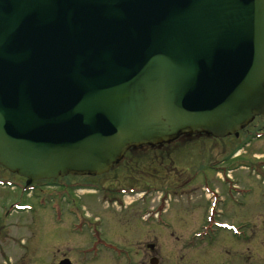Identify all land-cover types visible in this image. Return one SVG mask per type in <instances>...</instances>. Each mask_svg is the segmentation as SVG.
I'll return each mask as SVG.
<instances>
[{
  "label": "water",
  "instance_id": "obj_1",
  "mask_svg": "<svg viewBox=\"0 0 264 264\" xmlns=\"http://www.w3.org/2000/svg\"><path fill=\"white\" fill-rule=\"evenodd\" d=\"M263 113L264 0H0V165L29 182Z\"/></svg>",
  "mask_w": 264,
  "mask_h": 264
},
{
  "label": "flooded vegetation",
  "instance_id": "obj_2",
  "mask_svg": "<svg viewBox=\"0 0 264 264\" xmlns=\"http://www.w3.org/2000/svg\"><path fill=\"white\" fill-rule=\"evenodd\" d=\"M259 129L256 127L251 131H246L243 136L246 138L240 144L239 149L242 150L243 147L246 148L252 143L264 140V123ZM240 134L241 131L239 136ZM239 136L236 135V139H239ZM183 138L185 137L179 139ZM174 150L176 149L162 144L129 146L123 156L109 168L108 174L118 173V170L125 171V166L129 170L132 162L136 168L146 167L145 163H147L148 167L141 173L145 172L149 177L154 176L155 169L151 168L154 160L161 159L160 165H163L164 160H167V156ZM162 151L167 155L160 158L148 155ZM245 162L246 158H242L238 162L239 166L242 167ZM255 162L258 165L252 164L253 167L257 168L264 176V171H262L264 157L258 158ZM0 169L8 174V176H0L1 183H9L10 188H18L21 194L24 193L23 197H28L35 203L42 201L43 209H49L52 214L56 213L60 219L64 218V221L69 220L68 225L62 228L65 230L66 236L69 235L73 239L78 238V242H76V246L72 247L73 256L63 257L58 263L68 260L71 264H159L161 244L168 245L165 243L166 236L176 229V225L167 215L169 195L165 194L163 197L161 195L163 189L173 192L176 187L163 188L161 184L151 185L147 182L149 178L143 182H140V179H135L132 181L139 182L106 186L101 182L104 175L78 174H67L55 180L35 181L27 186V179L17 173L9 172L1 166ZM189 183L181 184V186L190 187ZM215 184L217 186L214 187V191L218 193L212 196L216 200V210L213 212L211 222H208L210 205L207 198L202 197L199 202L202 201L205 213L202 216H197L194 220L195 224L192 222L194 230L183 247L186 250L187 258H189L188 264H193L194 258H197L195 254L197 249L195 248L199 243L195 240L201 237L202 243L204 239L206 243H212V238H210L212 231L225 233L234 240L232 251H229L224 245L222 246L221 255L224 254L222 257L224 262L221 264H264V245L256 244L252 255H250V251L245 252V255L242 253V243L250 239L249 232L253 236L255 232L248 228V222L258 214L257 209L264 210V190H257L242 199L234 181H227L222 175L220 180L216 179ZM6 186L0 185V187ZM232 191L235 193L231 194ZM91 199L97 201L98 204L102 203L104 210H111L117 214L118 219H123L126 225L122 226H125V230L115 221H109V217L90 216L86 211V202L83 203V201ZM13 206L10 204V207ZM191 217L190 214L188 223H190ZM233 218L237 226L236 231L245 229V236L241 237L240 232H238L240 237L237 233L229 232L230 229L226 226L230 222L229 219ZM105 219L108 221L104 222ZM216 223L223 225L224 228L217 229ZM111 227L115 230L119 228L121 232L110 231ZM162 235L164 236L163 242L161 241ZM53 239L59 240L60 235L58 234ZM61 244L62 242L58 241L55 245ZM175 255H177L176 252L173 253V256ZM178 258L180 263L173 260V264H182L185 260L183 255ZM213 258L220 259L218 256ZM217 264L220 263L217 261Z\"/></svg>",
  "mask_w": 264,
  "mask_h": 264
},
{
  "label": "rangeland",
  "instance_id": "obj_3",
  "mask_svg": "<svg viewBox=\"0 0 264 264\" xmlns=\"http://www.w3.org/2000/svg\"><path fill=\"white\" fill-rule=\"evenodd\" d=\"M262 123H264V113L244 126L240 130V136V131L237 132L239 139H236L235 135L221 138L196 135L190 136L189 139L173 142L168 146L176 150L167 156L163 165H160L161 159L154 160V163L151 164V168L155 169L154 176L151 177L145 172L141 173L148 167L147 163H145L146 167L136 168L132 162L129 170L125 166V171L118 170V173L109 174L107 171L101 174L104 175L101 182L106 186L139 182L132 181L135 179H140V182H143L149 178L147 182L151 185L161 184L163 188L176 187L173 192L165 190L161 194L162 197L165 194L169 195L167 215L176 225V229L167 234L165 243L168 245L161 244L159 264H173V260L180 263L178 256L182 255L185 259L182 264H188L189 258H187L186 250L183 247L194 230L193 225L196 222L194 220L197 216H202L205 213L202 201L199 202V200L202 199L204 192L213 194L214 187L217 186L215 184L217 170H225L227 175L230 170V177L235 182L242 199L257 190H264L263 175L257 168L251 166V164L258 165L253 160L264 157V140L252 143L246 148L243 147L242 150L238 146L246 138L243 137L246 131H251L256 127L259 129ZM148 155L160 158L167 154L162 151ZM242 158H246L247 161L243 165L244 167L239 166L238 163ZM139 161L141 160L139 159ZM0 176H8V174L0 169ZM186 183H189L190 187L181 186ZM7 184V187H0V264H58V261L63 257L73 256L72 247L76 246L78 238L73 239L69 235L66 236L65 230L62 228L68 225L69 220L60 219L56 213L52 214L49 209H43L42 201L35 203L32 199L23 197L18 188H10V184ZM234 193V191L231 192V194ZM83 203H85L86 211L90 216L109 217V221H115L125 230V226H122L126 225L125 221L118 219L119 216L111 210H104L102 203L98 204L93 199L83 201ZM10 204L21 207L17 210L11 208ZM257 212L256 219L254 217L248 222V228L255 232L254 236L249 232L250 239L242 243L244 255L249 251L252 255L256 244L264 245V210L257 209ZM7 214L10 215L6 217ZM190 214L192 217L188 223ZM108 220L105 219L104 222ZM229 221L228 226L231 228L226 227L230 229V233H237L238 237L245 236V229L236 231L237 226L234 223V218ZM110 231L121 232L119 228L115 230L112 227ZM238 232H240V236ZM58 234L60 239H53ZM215 236L212 243L208 244L204 241L202 244H198L195 248L197 249L195 252L197 258H194L193 264H217V261L221 264L224 262L222 258L224 254L221 255L222 246L224 245L229 251H232L234 240L225 233H218ZM58 241H61L62 244L55 245ZM161 241H164L163 235ZM195 241L199 242L198 239ZM175 252L177 255L173 256ZM244 255L242 256L244 257ZM217 256L220 259L213 258Z\"/></svg>",
  "mask_w": 264,
  "mask_h": 264
}]
</instances>
